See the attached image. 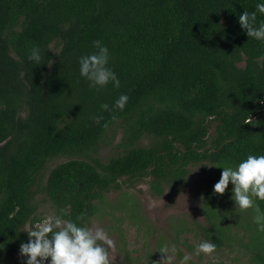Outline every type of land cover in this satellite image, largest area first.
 I'll return each mask as SVG.
<instances>
[{"label":"trees","instance_id":"obj_1","mask_svg":"<svg viewBox=\"0 0 264 264\" xmlns=\"http://www.w3.org/2000/svg\"><path fill=\"white\" fill-rule=\"evenodd\" d=\"M260 3L0 0V264L29 242L26 226L40 220L37 194L53 216L86 227L106 194L147 182L157 196L174 195L196 166L209 174L201 200L206 226L196 228L216 250L243 254L239 248L252 247L240 264H264L257 253L264 243L252 238L258 225L248 232L245 223L233 224L209 204L219 182L214 175L223 170L216 166L235 169L248 155H264V41L249 38L239 24L244 11L256 12V27L264 23ZM96 40L109 50L119 88L110 82L96 90L80 75L79 60L96 51ZM33 47L40 50L39 64L29 59ZM121 95L129 97L123 111L115 108ZM105 147L111 153L102 160ZM58 157L66 160L41 184L46 164ZM253 199L251 213L264 214V201ZM236 226L244 234H231ZM189 233L197 234L179 220L166 234L179 261V246L195 255ZM166 235L157 236L143 264L160 260ZM119 242L124 250L121 234Z\"/></svg>","mask_w":264,"mask_h":264},{"label":"rangeland","instance_id":"obj_2","mask_svg":"<svg viewBox=\"0 0 264 264\" xmlns=\"http://www.w3.org/2000/svg\"><path fill=\"white\" fill-rule=\"evenodd\" d=\"M120 130L115 131L114 142L116 143L120 137ZM111 153L110 147H105L99 151V157L104 160ZM66 158L58 157L50 160L44 171H42L40 183L43 184L47 176L48 171L57 164L64 162ZM200 166H196L193 169L195 174L192 180L188 183L180 193L174 195L169 194L168 191H164L160 196L154 194L150 189L147 182H139L133 187H122L121 191L110 192L104 196L105 206L100 208V211L91 218L86 227L89 228H102L114 243V249H109V259L111 264H143L147 263V257H144L146 251L155 252L156 238L158 235H166L171 232L172 227L179 220H184L189 227L196 230L197 234L189 233L186 235L187 244L193 243L195 249L201 243L206 241L203 234L200 233L196 226L205 227V217L202 212V190L204 183L207 180V174L199 173ZM223 170H219L214 178L220 180ZM233 185L229 183L225 193L221 196L215 194L211 196L209 204L213 202V206L219 209V213L225 219L230 220L236 225V220H240L245 223L246 231L250 230L253 226H256L253 222L255 216L251 213V210L241 211L236 206L233 196ZM36 202V214L40 218L38 222H43L46 218L53 216L52 210L49 208V204L42 194H37L35 197ZM97 204V203H96ZM239 214L240 217L236 216ZM238 226V225H237ZM236 226L232 227L231 234L236 233L237 236H241L243 230L238 229ZM251 227V228H250ZM31 225L26 226L28 231ZM152 231L145 239V231ZM249 232V231H248ZM122 235L123 242L125 244L124 250L121 248L119 242V236ZM168 235H166L167 237ZM168 244L172 245L169 241L172 237L168 236ZM252 238H257L264 243V232H257L253 234ZM243 238V241H246ZM106 247V246H105ZM181 254L184 257L188 255L191 257L189 261L195 264H240L244 261H248V256L253 253V248L238 250L243 254H238L233 249L228 247H221L211 255L200 254L197 258L196 255H192L185 246H179ZM237 253V254H236ZM258 255L262 253L264 257V245L258 249ZM130 258L127 262V257ZM27 257H22L20 253L5 260L3 264H22L27 261ZM159 260V258H155ZM262 262V259L259 260ZM174 264H179L177 256L174 257ZM45 264H51L50 258L45 261Z\"/></svg>","mask_w":264,"mask_h":264},{"label":"clouds","instance_id":"obj_3","mask_svg":"<svg viewBox=\"0 0 264 264\" xmlns=\"http://www.w3.org/2000/svg\"><path fill=\"white\" fill-rule=\"evenodd\" d=\"M259 13L264 14V3L256 5ZM256 12L244 11L239 17L240 27L246 31L249 38L264 41V23L259 27L255 26ZM96 49L90 55L82 56L79 60L80 75L89 81V87L99 90L110 82L115 88L120 87V81L114 71L108 67L110 55L106 46L96 40L93 42ZM29 59L40 63L41 55L38 47H33ZM129 97L121 95L115 102V108L123 111ZM264 102V101H261ZM108 105H101L105 111ZM114 120L115 116L112 117ZM99 123L100 118H93ZM107 127V124L104 125ZM222 168L221 178L214 186V193L223 195L229 186L233 185L232 199L241 211L254 208V197L264 201V155L259 157L248 155L234 169L231 166H216ZM254 217L253 222L258 225V231L264 232V214ZM78 221L84 220V214L77 217ZM28 243L20 245V255L27 257L26 264H111L109 249H114V243L102 228H89L78 226L72 220H65L62 216H50L43 222L34 223L27 231ZM106 246V247H105ZM176 246H169L166 242L162 244L158 252L161 254L159 261L153 264H172L176 254ZM216 251V245L209 241L201 242L195 255L201 253L211 255ZM190 256L185 255L179 264H188Z\"/></svg>","mask_w":264,"mask_h":264}]
</instances>
